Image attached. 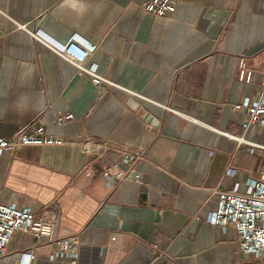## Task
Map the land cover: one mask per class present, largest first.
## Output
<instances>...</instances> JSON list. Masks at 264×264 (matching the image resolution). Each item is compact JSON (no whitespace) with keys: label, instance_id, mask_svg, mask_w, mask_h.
Here are the masks:
<instances>
[{"label":"crops","instance_id":"1","mask_svg":"<svg viewBox=\"0 0 264 264\" xmlns=\"http://www.w3.org/2000/svg\"><path fill=\"white\" fill-rule=\"evenodd\" d=\"M144 1L0 0V137L41 113L64 140L1 153L0 199L30 206L58 237L78 233L82 264H264L240 250L233 225L206 220L215 188L243 190L264 167V128L233 107L261 90L264 0H177L165 16ZM73 32L111 81L101 95L46 44ZM59 113L74 118L58 125ZM131 167L139 179L105 186V169ZM36 242L32 264H60L56 242L22 230L0 264Z\"/></svg>","mask_w":264,"mask_h":264},{"label":"built area","instance_id":"2","mask_svg":"<svg viewBox=\"0 0 264 264\" xmlns=\"http://www.w3.org/2000/svg\"><path fill=\"white\" fill-rule=\"evenodd\" d=\"M177 0H145L142 3V10L154 16H165L173 11ZM43 34L49 29L45 27ZM41 33V31H39ZM38 38H41L34 32ZM46 36V35H45ZM47 46L62 56L64 59L76 66L78 73L86 72L90 75L91 82L96 86L98 95H101L110 85L111 81L96 72V64L89 63V55L93 51L92 45L84 44L80 35L73 32L67 36H49ZM240 75L243 76L244 63L241 62ZM131 95V94H130ZM234 108H243L246 114L244 126L258 124L264 128V70L262 71L261 90L258 96L250 100L244 98L240 103H235ZM38 114L30 123L21 126L10 138L0 137V154L12 152L21 145H50L62 144L63 138L49 134L43 123L39 121ZM74 118L73 113H59L55 122L58 125ZM264 148V145H260ZM82 151H99L103 146L92 141L80 143ZM255 148H251L253 151ZM124 160H128L124 158ZM231 166L226 167L222 178L233 174ZM106 187H112L116 178L130 177L139 179V174L131 167L129 170H117L112 172L110 168L102 173ZM243 190H239L238 183L232 188H215L217 203L215 209L207 214L206 220L223 229L229 224L233 225L237 233V243L240 250L250 254L264 262V167L257 176H247L244 180ZM15 230H22L33 233L36 238L45 237L49 241L58 244L57 250L50 255V258H58L60 264H82L77 261L79 239L78 233L65 236H56L54 223L36 219L32 208L28 205L18 206L15 201H4L0 199V259L4 256L6 245ZM37 242L32 244L21 253V259L16 264H32L35 257L33 252ZM110 264V263H104Z\"/></svg>","mask_w":264,"mask_h":264},{"label":"water","instance_id":"3","mask_svg":"<svg viewBox=\"0 0 264 264\" xmlns=\"http://www.w3.org/2000/svg\"><path fill=\"white\" fill-rule=\"evenodd\" d=\"M145 119L147 122H150L152 124H155V125H158L156 122H157V119H155V117H153L152 114L150 113H146V116H145ZM140 196H145L144 193H140ZM156 214H159V211L156 212ZM104 250V248L102 249V251Z\"/></svg>","mask_w":264,"mask_h":264},{"label":"rangeland","instance_id":"4","mask_svg":"<svg viewBox=\"0 0 264 264\" xmlns=\"http://www.w3.org/2000/svg\"><path fill=\"white\" fill-rule=\"evenodd\" d=\"M257 259V258H256Z\"/></svg>","mask_w":264,"mask_h":264}]
</instances>
